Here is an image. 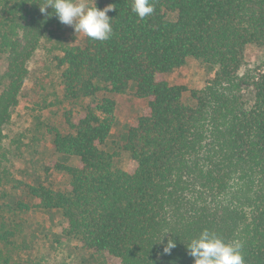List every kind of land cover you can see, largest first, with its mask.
<instances>
[{
    "label": "trees",
    "instance_id": "16d2710c",
    "mask_svg": "<svg viewBox=\"0 0 264 264\" xmlns=\"http://www.w3.org/2000/svg\"><path fill=\"white\" fill-rule=\"evenodd\" d=\"M46 2L0 0V155L29 63L56 41L61 104L70 108L48 133L54 152L80 165L55 164L62 188L27 185L6 207L59 214L60 237L118 264H194L186 246L205 229L239 241L244 264H264V62L246 67L250 47L264 53V0H150L154 11L144 19L132 0H107L96 4L115 7L104 41L61 34L58 18L40 11ZM190 60L212 73L192 92L193 105L184 101L185 86L165 79ZM132 83L148 112L128 128L122 149L131 167L123 171L103 147L117 121L111 96L127 94ZM5 175L0 160V201ZM16 235L0 213V264H14ZM170 236L176 247L165 254Z\"/></svg>",
    "mask_w": 264,
    "mask_h": 264
},
{
    "label": "rangeland",
    "instance_id": "374dc122",
    "mask_svg": "<svg viewBox=\"0 0 264 264\" xmlns=\"http://www.w3.org/2000/svg\"><path fill=\"white\" fill-rule=\"evenodd\" d=\"M107 0H95V4ZM89 6L94 0H83ZM82 38L84 34L75 32L69 25H62L61 34ZM56 41H46L29 63L30 75L21 94L20 103L13 112L11 123L5 128V139L0 155L2 168L6 170V183L2 189L0 213L12 226L17 228L14 245L11 246L14 264H118L111 258L93 255L59 235L63 222L59 214L47 215L37 212L11 213L6 207L12 201L25 195L26 186L37 182L54 188H62L66 182L63 174L55 169V164L65 163L77 167L76 158H66L54 152L48 127L60 125L62 113L70 106L61 104L63 85L56 69L55 55L59 52ZM247 68H255L264 62V53L255 47L247 50ZM6 67V53L0 48V93L5 88L3 75ZM245 69L243 70V72ZM212 78V73L201 62L188 61L187 65L174 74L165 77L171 85L187 88L184 101L193 105L191 94L202 89ZM247 94V95H246ZM251 98V92H246ZM117 102L116 125L112 135L103 147L116 154L115 167L128 171L130 156L122 147L126 141L128 128L137 123L139 117L148 112L147 103L135 96L133 83L125 95H112ZM3 155V156H2Z\"/></svg>",
    "mask_w": 264,
    "mask_h": 264
},
{
    "label": "clouds",
    "instance_id": "9594fccd",
    "mask_svg": "<svg viewBox=\"0 0 264 264\" xmlns=\"http://www.w3.org/2000/svg\"><path fill=\"white\" fill-rule=\"evenodd\" d=\"M39 8L41 13L48 17L55 15L60 23L72 26L76 34L82 33L92 40L104 41L112 34V19L108 16L115 8L112 4L99 9L95 0L92 6L83 0H47L44 6ZM49 8L52 12L47 11ZM131 8L140 19L154 11L150 0H132ZM167 234L169 233L165 232L161 236L159 243H164ZM175 247L176 242L170 236L164 244L163 252L170 254ZM242 247L239 241L226 242L215 232L205 229L190 240L186 249L194 258V264H244Z\"/></svg>",
    "mask_w": 264,
    "mask_h": 264
}]
</instances>
